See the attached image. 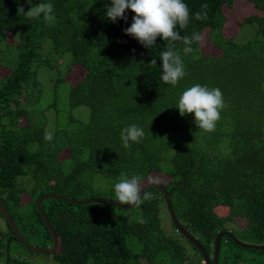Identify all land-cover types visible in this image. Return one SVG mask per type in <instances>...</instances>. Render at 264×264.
<instances>
[{
  "label": "trees",
  "instance_id": "trees-1",
  "mask_svg": "<svg viewBox=\"0 0 264 264\" xmlns=\"http://www.w3.org/2000/svg\"><path fill=\"white\" fill-rule=\"evenodd\" d=\"M235 1L184 0L190 21L177 30L182 36L208 32L220 53L206 54L201 43H194L185 55L184 44L176 41L187 74L172 86L160 78L159 57L168 42L158 37L148 48L123 32L135 15L131 10L125 12L127 21L112 22L106 17L111 0H19L25 12L52 3L56 20L48 25L43 16L18 15L17 0H0V41L6 45L0 50V66L6 69L0 74V198L27 242L53 246L37 208L40 197L57 193L85 199L95 176L102 175L112 179L115 199L114 184L124 173L139 175L142 188L159 177L177 216L211 256L222 231L264 244V0H247L258 12L241 24V29L252 27L244 41L225 34V6ZM202 4L208 5L207 19L197 20ZM60 67L64 73L55 86L70 81L67 76L76 67L84 70L78 81H70L69 106L85 105L90 112L87 119L71 113L64 124L57 117L50 127L47 111L57 109V96L44 108L34 105L42 98L43 72L56 74ZM195 83L218 87L227 104L212 132L198 129L194 114L181 116L176 107L179 94ZM131 124L145 135L125 148L120 134ZM46 132L51 140L44 139ZM148 192L155 198L145 200L137 216L145 224L112 203L43 201L59 237L52 257L59 264H195L173 222L175 235L162 225L164 193ZM7 225L9 238L17 239ZM5 240L0 227V243ZM192 245L197 264H206ZM12 263L31 264L9 257L7 264ZM219 264H264V249L241 247L223 236Z\"/></svg>",
  "mask_w": 264,
  "mask_h": 264
},
{
  "label": "clouds",
  "instance_id": "clouds-1",
  "mask_svg": "<svg viewBox=\"0 0 264 264\" xmlns=\"http://www.w3.org/2000/svg\"><path fill=\"white\" fill-rule=\"evenodd\" d=\"M29 3L30 0H28ZM17 14H24L29 19H36L43 16L46 24L55 23L54 5L52 3H38L25 12L24 7L17 0ZM207 4L201 5V11L195 13V19H207ZM126 10H131L132 16L130 26L123 29L127 35L137 39L138 42L148 48L156 45L158 37L168 42L167 49L160 54L161 80L172 86L187 74L185 65L179 51L176 50L175 42L181 41L184 44L182 49L185 55L193 51L194 43H203V36L197 31H193L191 36H182L177 30L187 28L190 21V10L184 0H111L110 6H106V17L112 22L117 19L127 21ZM156 64V60L151 61ZM176 107L179 114H194V123L203 132L215 130L216 123L220 119V114L226 109L223 93L218 87H209L195 83L183 90L178 96ZM144 130L136 124H131L121 130L120 139L125 148L129 147V142L139 143L144 137ZM45 140H51L52 135L45 133ZM159 177L152 178V184H159ZM142 178L139 175H128L121 173V177L114 184L115 201L119 204H128L140 207L145 200L154 199V194L142 192ZM138 223L145 224L147 220L143 216L136 218ZM172 220V219H171Z\"/></svg>",
  "mask_w": 264,
  "mask_h": 264
},
{
  "label": "rangeland",
  "instance_id": "rangeland-1",
  "mask_svg": "<svg viewBox=\"0 0 264 264\" xmlns=\"http://www.w3.org/2000/svg\"><path fill=\"white\" fill-rule=\"evenodd\" d=\"M247 1V0H246ZM245 0H236L234 4L229 7L225 6L226 13V25H225V34L229 37H235L237 40L244 41L247 39L248 35L252 34L251 24H247L241 29V24L245 18V16L255 14L258 10L255 8L254 4H250L249 1ZM246 28V30H245ZM23 34L19 33L17 36L18 40L22 39ZM203 43H201V50L210 55H217L220 53V50L214 45V43L209 39L208 32L204 34ZM0 50H6V45L3 41H0ZM0 51V52H1ZM14 51H10L9 54H13ZM1 57V56H0ZM64 70V69H63ZM6 71L4 66H0V74H4ZM55 73L43 72L41 80L45 85L42 86L43 94L42 98L39 102L35 103V109H41L47 106L50 102H52L57 96V109L53 108L52 110L47 111V116L50 119V127L53 126L52 123L58 117L62 124L68 121V116L73 113L79 118L87 119L90 112V109L81 105L74 110L70 109L69 106V89L70 84L75 83L80 79L84 70L81 67H76L68 74V80L70 81H60L55 86L54 84L57 82V76H62L64 71L62 72V67L56 68ZM52 77V79H51ZM66 77V78H67ZM22 124H25V118L21 120ZM67 156V151L63 153L62 157ZM96 182L93 184L91 189H88L85 194L82 195L83 198H90L91 195H95L96 197H110L111 194V184L112 179L106 178L102 175L95 176ZM112 198V197H110ZM162 225L165 231L170 235H175V228L173 227L171 217L169 215L168 208L166 206H162ZM127 217L133 219L137 217L141 208L133 207L131 209H123L121 211ZM218 212L220 214H226L225 208H218ZM240 220V219H239ZM234 225V224H233ZM0 227L2 232L6 235V240L3 243H0V264H7L8 258H16L17 260H25L30 262L31 264H59L52 255L48 254H40L35 253L28 250L22 243H20L17 239H10V229L6 223V219L0 214ZM236 234L239 235L238 231H235ZM183 243L186 244L188 253L191 255L192 260L195 264H197L199 260V256L196 253L195 247L189 243L187 240H182ZM35 245V244H33ZM38 246V245H37ZM16 264V263H12ZM142 264H149L147 261L142 260Z\"/></svg>",
  "mask_w": 264,
  "mask_h": 264
},
{
  "label": "water",
  "instance_id": "water-1",
  "mask_svg": "<svg viewBox=\"0 0 264 264\" xmlns=\"http://www.w3.org/2000/svg\"><path fill=\"white\" fill-rule=\"evenodd\" d=\"M151 188H158L162 190L164 193V196L167 201V208L169 211V215L172 219V222L174 226L176 227L177 231L183 235L184 238H186L188 241H190L192 244H194L197 249L201 252L205 263L206 264H219L220 261V248H221V240L223 236H229L232 238L239 246L241 247H247V248H255L259 250L264 249V244H252V243H247L242 240H240L232 231H222L220 232L215 241V252L213 256H211L206 248L201 244V242L198 240L196 236L193 235L192 232H190L185 225L182 223V221L179 219V217L176 214V211L174 209V204L173 200L171 197V194L168 190V188L164 184H148L142 189L141 194L143 191H148ZM50 198H61L64 200H69L77 204H90V203H112L117 207L123 208V209H131L134 206L128 205V204H119V202L115 201L114 198L110 197H90V198H85V199H69L68 197H65L61 194L57 193H49L46 195H43L42 197L39 198L37 201V208L40 211V214L42 215L44 222L52 236L53 239V246L52 247H43V246H37L30 244L29 242L26 241V239L23 237L21 231L18 229L16 226L13 218L11 217L10 213L8 212L7 208L3 204V201L0 198V212L2 213L3 217L6 219L7 223L9 226L12 228L17 240L22 243L28 250L35 252V253H40V254H48V255H54L59 247V237L48 217V215L45 213L44 209L42 208V203L43 201L50 199ZM213 258V260H212Z\"/></svg>",
  "mask_w": 264,
  "mask_h": 264
}]
</instances>
